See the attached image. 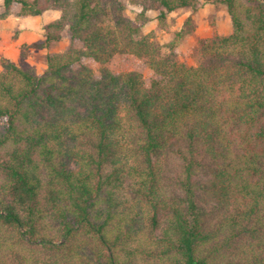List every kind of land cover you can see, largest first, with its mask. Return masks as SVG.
<instances>
[{"label":"trees","instance_id":"1","mask_svg":"<svg viewBox=\"0 0 264 264\" xmlns=\"http://www.w3.org/2000/svg\"><path fill=\"white\" fill-rule=\"evenodd\" d=\"M1 1L81 45L2 61L0 264H264V0H204L231 33L194 66L141 27L200 0Z\"/></svg>","mask_w":264,"mask_h":264},{"label":"rangeland","instance_id":"2","mask_svg":"<svg viewBox=\"0 0 264 264\" xmlns=\"http://www.w3.org/2000/svg\"><path fill=\"white\" fill-rule=\"evenodd\" d=\"M127 14L134 18L133 7L127 6ZM60 11L49 9L40 15H18L15 12L5 13L0 0V69L2 61L8 59L25 69H32L41 73L47 67V55L62 52L69 46L80 47L81 43L71 40L67 36L53 44L44 45L45 26L57 19ZM149 20L141 27V33L149 35L158 42L162 49L167 50L171 46L178 62L188 66L196 65L201 55L198 51V42L201 39L231 33V21L227 6L223 3H209L200 0L196 9L187 7L178 8L168 13L166 25L160 27L153 13L148 12ZM191 19V30L186 32V20ZM120 69L136 68L139 70L148 84L153 77L152 71L142 59L132 56H121ZM95 70L98 65L93 61L84 60Z\"/></svg>","mask_w":264,"mask_h":264}]
</instances>
